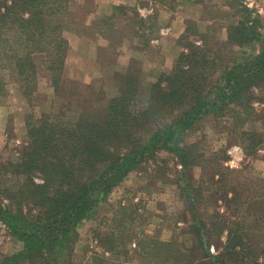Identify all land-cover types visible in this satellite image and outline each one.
<instances>
[{"label": "trees", "instance_id": "16d2710c", "mask_svg": "<svg viewBox=\"0 0 264 264\" xmlns=\"http://www.w3.org/2000/svg\"><path fill=\"white\" fill-rule=\"evenodd\" d=\"M244 11V19L239 18L227 31V40L241 47L260 39L252 11ZM73 18L68 0H0V68L6 76L0 77V95L6 93L12 78L21 94L31 98L36 86L37 56V63L47 71L52 86L57 87L69 47L64 33L73 31ZM187 34L186 29V38ZM187 47L189 53L180 54L172 69L150 84L144 107L134 104L137 80L127 73L119 81L118 96L95 111L91 103L87 116L63 122L60 116L43 113L26 125L28 143L21 153L22 160L11 165V173L23 181L15 190L6 189L15 195L19 192V203L37 207L42 219L39 225L13 219L12 224L6 223L20 231L17 238L22 247L3 257L0 264H68L79 225L95 214L98 204L144 160L161 151L173 154L181 166L179 188L190 203L192 226L188 234L193 243L181 247L157 240L139 243L137 253L142 255V261L258 264L264 258V236L257 227L224 222L219 214L203 221L194 211L201 201L203 190L199 186L203 187L205 181L193 185V177L186 172L194 165L203 168L204 156L179 138L205 114L250 105L254 89H264V52L252 53L244 63H235L213 80L212 60L217 57L194 45ZM212 80L213 86L207 88ZM241 136H250L254 147L264 141L257 132H242ZM34 177L41 183H35ZM209 181L221 184V191L212 195L215 205L219 199L228 206L239 205L236 190L223 187L219 172L214 171ZM7 217V212L0 209V219L7 222ZM223 234L225 241L221 239ZM255 234L262 239L258 241ZM130 237L128 234L127 240ZM111 239L114 247L123 243L114 234L105 240Z\"/></svg>", "mask_w": 264, "mask_h": 264}, {"label": "rangeland", "instance_id": "374dc122", "mask_svg": "<svg viewBox=\"0 0 264 264\" xmlns=\"http://www.w3.org/2000/svg\"><path fill=\"white\" fill-rule=\"evenodd\" d=\"M150 1L155 2L156 7L154 11L142 17V11H149ZM170 8H174L179 21L182 20L184 33L172 49L166 52L163 50L162 55L158 57L159 62H165L164 58L171 57L174 64L180 54L187 51V46L194 45L217 57L212 60L215 63L214 80L223 76L235 63H244L252 53L264 52V0H139L133 5L123 4L118 8H106L87 26L73 18V31L64 33V38L69 44L67 55L82 57L87 62L88 69L76 73L71 80L62 75L54 88L47 71L37 63L40 59L37 56L36 86L31 98H25L21 94L12 78L8 80L6 93L1 95L9 96L12 103L0 145V209L8 214L7 222L0 219V261L22 247L17 238L20 231L17 232L6 223L12 224L13 220H17L39 225L42 219V213L38 212L37 207L19 203V192L15 195L13 191L6 189L15 190L23 181L21 176L11 173V165L22 160L21 153L28 143L26 125L35 122L43 113L60 116L63 122H73L79 116H87L91 103V109L94 111L104 107L106 100L103 90L107 87L109 93L114 92V83H118L123 76L122 70H114L109 65L112 66L118 56L126 54H129L127 56L130 58L128 75L137 80L138 97L134 104L144 107L149 86L156 82L147 81L144 74L147 75L152 69L147 66L148 62L162 52L158 48V41L162 30L168 27L169 21L163 16ZM244 8L252 11L260 39L241 47L236 42L230 43L227 40V31L236 25L239 18L244 19ZM70 14L73 15L71 10ZM186 29L187 38L184 36ZM97 36L109 44L110 50L104 55L99 54L100 48L94 43L95 39H98ZM98 60L101 62V69L94 65ZM170 70H164L161 74ZM102 74L111 80L106 85L100 82ZM0 77L6 78L2 68ZM213 80L208 83L207 88L211 89ZM253 94L250 105L244 108L229 106L226 110L205 114L191 130L184 132L179 138L185 146H191L196 154L204 156L203 168L194 165L186 172L193 177V185L199 186L200 180L205 181L203 187L199 186L203 191L198 209H194L197 215L203 221H208L212 216L219 214L224 222L238 221L255 226L259 232H263L262 237L264 141L254 147L250 136H241L242 132H257L261 135L260 138L264 139V89H254ZM181 171L175 156L168 152L161 151L144 160L136 171L131 172L112 189L104 201L100 202L102 205L98 204L95 214L76 229L77 236L73 239L75 244L67 256V263L77 264L81 258L77 251L82 253L84 248H87L89 254L93 253L94 246L97 245L92 240V237H95L100 240L101 248L107 250L108 254L104 258L91 259L89 264H125L129 255H134L131 253L133 247L129 242L138 244L139 239L145 242L150 238H141L136 234L139 230L146 231V234L157 241L174 238L179 240L175 243L180 247L192 245L193 239L188 234L192 226L191 209L188 205L190 203L185 200L179 188ZM214 171L219 172L223 187H233L236 190L239 205L228 206V202L225 203L222 199L215 205L212 195L221 191L218 189L221 184L215 185L209 181ZM215 179L217 180V177ZM33 180L35 183H41L38 177ZM177 223L180 225L177 226ZM111 234L118 235L123 239V243L114 247L112 239L105 240L110 238ZM128 234L131 236L129 240ZM258 234H255V237L259 241L262 238L257 236ZM221 239L225 241V234ZM97 251H101L99 247ZM125 251H128V257L124 255ZM258 264H264V258L259 259Z\"/></svg>", "mask_w": 264, "mask_h": 264}, {"label": "crops", "instance_id": "0c3cea01", "mask_svg": "<svg viewBox=\"0 0 264 264\" xmlns=\"http://www.w3.org/2000/svg\"><path fill=\"white\" fill-rule=\"evenodd\" d=\"M139 0H68V6L69 9L73 12V16L76 20V22L81 23L83 25H90L91 22L93 21V19L96 17V15L98 16L100 12H102L104 9L109 8V7H118L120 5L123 4H128V5H133V3H136ZM150 9L149 11H142V17H145L147 13H150L151 11H154V7H156L155 2L150 1ZM168 13L163 16L165 17L169 22H168V27L164 30H162V36L160 38V40L158 41V48L161 49L162 52H160L159 54H156L157 56L150 60V62H148V65L150 68V71L148 72L147 75L144 74V76H146L145 78L147 79V81L152 82V81H156L159 77V75L164 71V70H170L172 68L173 65V60L169 59V57H166L164 59H166V61L164 62H159L158 57L162 55L163 50L169 51L170 49H172L175 45V43L177 42V40L179 39V37L184 33V25L182 20L179 21V17H177L176 11L174 8H170L167 9ZM144 15V16H143ZM98 39H95L94 43L96 44L97 48H100V52L99 54H106L107 51L110 50L109 48V44L106 43L107 41L99 36H97ZM106 41V42H105ZM157 44V43H156ZM164 45L163 47H160ZM161 54V55H160ZM129 54L126 55H120L118 56V58L116 59V61L114 63H112V66L109 65L110 68L112 69H120L122 70V77H125L126 74L128 73V69H129V64H130V58L129 56H127ZM101 62H94V65H96V67H99V69H101ZM145 66V64H143ZM142 65V66H143ZM88 69V64L87 62L79 56H73V55H66L65 61H64V67H63V75L66 79H70L73 78V75H75L76 73L80 72V71H84ZM146 71V70H145ZM143 73H146L143 71ZM120 74V75H121ZM100 82L102 85H106V83L108 84L111 80L108 79L107 75L102 74L101 78H100ZM50 83V82H49ZM104 83V84H103ZM119 84L120 82L116 81V84L114 83V92L109 93L108 92V88L106 87V89H104V100H106L105 102H107L108 100L118 96L119 94ZM51 85V84H49ZM104 87V86H103ZM50 89V86H49ZM50 97V96H49ZM11 98L9 96H1L0 95V145L2 144V136L5 133V129H6V124L8 122L9 119V110L11 109ZM102 205V203H100ZM109 215V214H108ZM111 215V214H110ZM86 221H84L82 224L79 225L82 226ZM177 226L180 225V223L176 224ZM147 232L144 230H139L138 232H136L137 235H139L141 238L144 237H150L147 239V241L149 240H154L151 238V236H149L148 234H146ZM136 234L134 235V237L136 236ZM133 237V238H134ZM93 242L97 245L94 246L95 248V252L93 251L92 256H90L91 254H89L90 252L87 251L84 248V251H82V253H80L79 251H77L78 256H80L81 258H79V262L77 264H89V262L91 261V259L93 258H97V257H101L104 258L106 257V255L108 254L107 250H104L101 248L99 241L100 240H96L95 237H92ZM131 239V237L129 238ZM128 239V240H129ZM142 240L139 239L138 244L141 243ZM179 241L178 239H169L168 241H163V242H176ZM146 242V241H145ZM127 243V241H126ZM143 243V242H142ZM129 244L133 247L131 253H134V255H132V257L129 255V260H125V264H147L144 261H142L143 257H141V254H138V244H135L134 241H130ZM100 248L101 251H97V248ZM143 252V251H142ZM129 254V253H128ZM128 257V255H127ZM141 257V258H140ZM77 258V257H76ZM86 259V261L84 260ZM106 260V259H105ZM123 264V263H122ZM150 264V262H149ZM152 264V263H151Z\"/></svg>", "mask_w": 264, "mask_h": 264}]
</instances>
